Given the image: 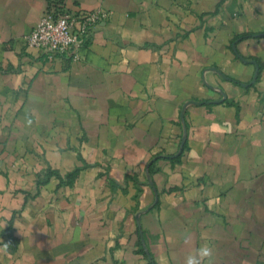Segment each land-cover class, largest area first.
<instances>
[{"label":"crops","instance_id":"0c3cea01","mask_svg":"<svg viewBox=\"0 0 264 264\" xmlns=\"http://www.w3.org/2000/svg\"><path fill=\"white\" fill-rule=\"evenodd\" d=\"M101 11L81 57L25 41ZM264 264V0H0V264Z\"/></svg>","mask_w":264,"mask_h":264},{"label":"built area","instance_id":"2783aa9c","mask_svg":"<svg viewBox=\"0 0 264 264\" xmlns=\"http://www.w3.org/2000/svg\"><path fill=\"white\" fill-rule=\"evenodd\" d=\"M106 17L101 11L71 14L54 7L39 19L25 41L49 59L58 55L78 59L94 26Z\"/></svg>","mask_w":264,"mask_h":264},{"label":"clouds","instance_id":"9594fccd","mask_svg":"<svg viewBox=\"0 0 264 264\" xmlns=\"http://www.w3.org/2000/svg\"><path fill=\"white\" fill-rule=\"evenodd\" d=\"M213 255V248L207 244L202 245L199 249L190 252L186 257L184 264H202L205 258Z\"/></svg>","mask_w":264,"mask_h":264}]
</instances>
